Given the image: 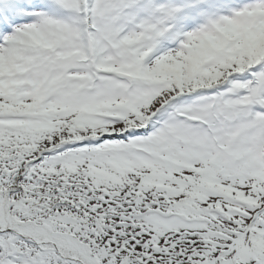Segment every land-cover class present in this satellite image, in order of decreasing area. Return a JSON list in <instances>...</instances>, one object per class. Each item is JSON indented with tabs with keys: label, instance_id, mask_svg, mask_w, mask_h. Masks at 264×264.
Here are the masks:
<instances>
[{
	"label": "snow or ice",
	"instance_id": "snow-or-ice-1",
	"mask_svg": "<svg viewBox=\"0 0 264 264\" xmlns=\"http://www.w3.org/2000/svg\"><path fill=\"white\" fill-rule=\"evenodd\" d=\"M0 264H264V0H0Z\"/></svg>",
	"mask_w": 264,
	"mask_h": 264
}]
</instances>
